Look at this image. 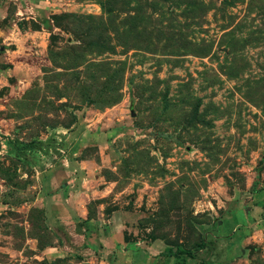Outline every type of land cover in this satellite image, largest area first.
I'll return each instance as SVG.
<instances>
[{"label": "rangeland", "instance_id": "1", "mask_svg": "<svg viewBox=\"0 0 264 264\" xmlns=\"http://www.w3.org/2000/svg\"><path fill=\"white\" fill-rule=\"evenodd\" d=\"M45 1L0 21V264L118 262L41 253L68 235L46 226L42 178L75 131L92 165L75 230L120 212V264H264V0Z\"/></svg>", "mask_w": 264, "mask_h": 264}, {"label": "crops", "instance_id": "2", "mask_svg": "<svg viewBox=\"0 0 264 264\" xmlns=\"http://www.w3.org/2000/svg\"><path fill=\"white\" fill-rule=\"evenodd\" d=\"M9 1L0 0V21L7 19L10 23L14 18L18 20L36 18L34 15L32 17L30 13L41 17L49 9L48 5L43 6L45 0L40 1V5L32 4L29 2L30 0H13L15 7H12L9 11ZM3 27H11L10 31L14 35L22 33L18 25L13 27L5 24ZM79 132H69L64 136L69 142L77 136L76 143L71 142L73 145L71 148L69 147L71 149L69 154L62 156L54 166L51 165L50 169H46L42 178L41 204L45 212L46 226L57 233L62 229L67 230L68 235H64L63 239L56 236L52 246L43 248L41 253L46 258L51 259L59 257L66 249H71L72 245L74 247L81 246V252H84V254L95 252L102 246L106 253H111L116 258L118 261L116 264H120L121 258L127 255L126 249L133 246L132 243L125 242L123 239V215L120 212L113 213L109 219L103 221L104 224H94L96 226L90 236H86L84 229L81 231L75 230L76 224L86 219L85 212L82 209L85 192L80 174L81 171H84V168L92 166L88 160H77L74 157L79 152V146H82L87 139L84 133L79 134ZM68 237L70 243L65 240ZM145 247L153 252V245H146Z\"/></svg>", "mask_w": 264, "mask_h": 264}, {"label": "trees", "instance_id": "3", "mask_svg": "<svg viewBox=\"0 0 264 264\" xmlns=\"http://www.w3.org/2000/svg\"><path fill=\"white\" fill-rule=\"evenodd\" d=\"M123 239H124L125 242H130L132 240H135L134 237H130V235H127V233L125 231L123 232ZM52 244L44 245L43 248H45L47 246H52ZM204 246H205V243L203 241H200L197 244V246H196V250H201V249L204 248ZM43 248H41V249H43ZM164 252L168 256L176 257V256H179V255H187L189 258H194V253L193 252L188 251V250H183V249H180V248H176L175 250H172L171 247H165L164 248Z\"/></svg>", "mask_w": 264, "mask_h": 264}]
</instances>
